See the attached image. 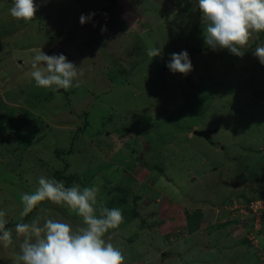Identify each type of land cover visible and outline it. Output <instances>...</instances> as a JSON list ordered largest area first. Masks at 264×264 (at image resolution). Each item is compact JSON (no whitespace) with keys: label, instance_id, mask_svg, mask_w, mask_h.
<instances>
[{"label":"rangeland","instance_id":"rangeland-1","mask_svg":"<svg viewBox=\"0 0 264 264\" xmlns=\"http://www.w3.org/2000/svg\"><path fill=\"white\" fill-rule=\"evenodd\" d=\"M34 2L35 19L24 23L9 13L13 0H0V210L8 227L21 194L43 175L95 185L100 202L123 210L111 242L125 264H264V199L253 217L245 208L264 196V65L253 55L264 32L241 58L205 45L197 0ZM153 48L162 57L151 58ZM40 50L80 67V87H37ZM182 51L193 65L186 76L166 67ZM45 206L80 226L67 208ZM18 244H0V264H12Z\"/></svg>","mask_w":264,"mask_h":264},{"label":"clouds","instance_id":"clouds-1","mask_svg":"<svg viewBox=\"0 0 264 264\" xmlns=\"http://www.w3.org/2000/svg\"><path fill=\"white\" fill-rule=\"evenodd\" d=\"M197 6L205 45L213 51L226 49L242 58L250 49L251 38L264 32V0H197ZM38 7L34 0H13L9 13L29 23ZM94 15L82 14L81 25ZM148 55L162 57V50L149 49ZM253 55L264 65V46H257ZM166 67L173 74L185 76L193 70L187 51L172 53ZM32 69L37 87L51 91L80 87V67L64 54L48 55L40 50L33 58ZM98 192L95 185L66 186L55 178L38 177L35 190L21 194L22 211L14 229L8 227L6 212L0 210V244L14 248L19 241L12 264H125L121 249L111 242L124 222L123 210L100 202ZM45 204L67 208L80 219V226L73 228L56 219Z\"/></svg>","mask_w":264,"mask_h":264},{"label":"trees","instance_id":"trees-1","mask_svg":"<svg viewBox=\"0 0 264 264\" xmlns=\"http://www.w3.org/2000/svg\"><path fill=\"white\" fill-rule=\"evenodd\" d=\"M61 153H64V152H61ZM61 153H59L58 151L56 152L57 155H60ZM67 178L69 180H75L76 179L75 175H72V174L71 175H68ZM262 199H264V196L262 194H258L256 197L254 196V197H250V198L246 199V202L248 204H250L254 200H262ZM121 201H123V200H121ZM245 208H247L249 210L248 206H246ZM248 215H250L251 217H253L254 213L251 210H249V214ZM261 216H262L261 218L264 219V210H262V215ZM197 217L198 216L195 215V219H194L195 222H197V219H198Z\"/></svg>","mask_w":264,"mask_h":264},{"label":"water","instance_id":"water-1","mask_svg":"<svg viewBox=\"0 0 264 264\" xmlns=\"http://www.w3.org/2000/svg\"><path fill=\"white\" fill-rule=\"evenodd\" d=\"M193 135L202 136L205 138H209L211 134V130H200V129H193L192 130Z\"/></svg>","mask_w":264,"mask_h":264},{"label":"built area","instance_id":"built-area-1","mask_svg":"<svg viewBox=\"0 0 264 264\" xmlns=\"http://www.w3.org/2000/svg\"><path fill=\"white\" fill-rule=\"evenodd\" d=\"M259 201H261V200H254V201H252L250 204H248L247 206H249V210H251L253 213L254 212H256V211H254L253 210V206L255 205V204H257V203H259ZM264 208V207H263ZM263 208H261L260 209V213L262 212V210H264ZM262 214V213H261Z\"/></svg>","mask_w":264,"mask_h":264}]
</instances>
